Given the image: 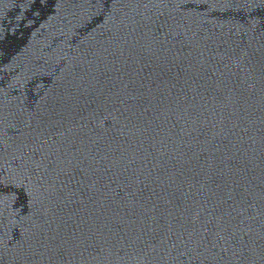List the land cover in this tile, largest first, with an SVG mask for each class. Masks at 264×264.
<instances>
[{
	"label": "water",
	"instance_id": "obj_1",
	"mask_svg": "<svg viewBox=\"0 0 264 264\" xmlns=\"http://www.w3.org/2000/svg\"><path fill=\"white\" fill-rule=\"evenodd\" d=\"M0 264H264V0H0Z\"/></svg>",
	"mask_w": 264,
	"mask_h": 264
}]
</instances>
